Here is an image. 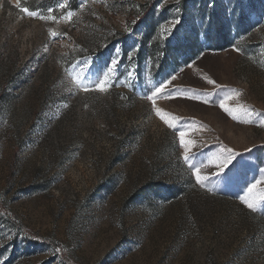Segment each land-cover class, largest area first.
<instances>
[{"label":"rangeland","instance_id":"374dc122","mask_svg":"<svg viewBox=\"0 0 264 264\" xmlns=\"http://www.w3.org/2000/svg\"><path fill=\"white\" fill-rule=\"evenodd\" d=\"M117 49L107 93L77 87ZM172 75L154 99L175 130L146 98ZM261 119L264 0H0V264H264V206L240 199L264 179Z\"/></svg>","mask_w":264,"mask_h":264},{"label":"snow or ice","instance_id":"6c2138e0","mask_svg":"<svg viewBox=\"0 0 264 264\" xmlns=\"http://www.w3.org/2000/svg\"><path fill=\"white\" fill-rule=\"evenodd\" d=\"M93 2H101V0H93ZM61 7L62 8L66 7V5L62 4ZM21 11L31 18H37V19H40L43 21H57V17L54 15L44 16V15H42L36 11H30L27 7L22 8ZM49 11L51 12L52 10L50 9ZM177 11H179V10L177 9ZM73 15H74L73 12H67V14L65 16L61 17L60 19H63L65 22H70ZM179 23H180V19L174 18L172 21L169 22L170 26L164 28V30H163L164 33L171 35L172 29L175 27V25H177ZM49 32H50V35L54 38L59 35V33H57L56 31H53L51 29L49 30ZM237 50H239V49H237ZM135 51H136V48L134 47L132 49V52H130L128 54L129 60H131L132 55L134 54ZM118 55H119V50L117 49V54L114 55L113 58L111 59L110 66L103 73L102 78L95 81L94 86H90V85L85 83L86 76L82 78L83 70H82L81 74L74 75L73 80L76 82L77 87L81 88L83 91H86V92L91 91V90H96V91H99L101 93H107L109 91V89L112 87V85L110 83V79H111V77L116 75L118 67H119L120 62L118 59ZM85 63L87 65V61ZM128 76L131 77L132 73L129 72ZM175 79H176V76L172 75L171 77H169L165 81H162L159 85H157L153 88L151 95L146 97L147 99L152 101L154 108H155V103H156L154 97H157L158 95L163 96L167 86L172 84V81H174ZM205 79H207L209 84H215L216 83L214 80H212L210 78L205 77ZM170 95H171V93H169V96ZM240 95L241 94L237 92L235 94V96H229L226 99H229V100L235 99V98H238ZM165 98H167V97H165ZM188 98L200 99V97H198V96H191ZM203 102L206 104L209 103L208 100H203ZM220 106H221V108L224 109L225 112H227L229 115H231L233 119L240 120V117L236 114V111L229 108L224 103H221ZM237 108L241 111H244L249 116L252 114V110L246 108L243 104H239L237 106ZM155 111H156L157 116H159L160 119L169 128L175 130L178 127L176 122L180 119L179 117H177L171 113H168L165 110L160 109V108H155ZM240 122L252 123V120L246 119V120H240ZM259 123H260V126L264 127V119H261L259 121ZM180 143L185 149L183 159L185 160L186 163H188L189 168L193 171V174L195 175L197 183H199L201 185V187H204L207 180H208V177L205 175H202L200 170L203 167H207V165H204L201 163L199 166H197V165L191 163L193 156L189 155V153L191 152V149L195 146V141L192 139H185V133L183 131H181ZM227 152H228V155L223 157L221 163L218 164L217 167L224 169V168H227L232 163L236 154L233 153V151L231 149H228ZM261 182H264V179H262V181H257L256 183H253L247 189V195L244 197H240L242 202L251 211H256L258 206H264V189H259V195H255L257 188H258V184ZM209 191H212V189H209Z\"/></svg>","mask_w":264,"mask_h":264}]
</instances>
